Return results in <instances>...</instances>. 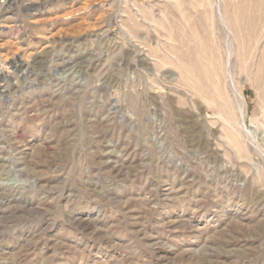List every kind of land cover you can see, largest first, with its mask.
Segmentation results:
<instances>
[{"label":"rangeland","instance_id":"rangeland-1","mask_svg":"<svg viewBox=\"0 0 264 264\" xmlns=\"http://www.w3.org/2000/svg\"><path fill=\"white\" fill-rule=\"evenodd\" d=\"M0 264H264V0H0Z\"/></svg>","mask_w":264,"mask_h":264}]
</instances>
